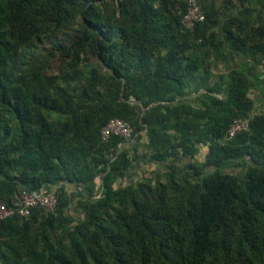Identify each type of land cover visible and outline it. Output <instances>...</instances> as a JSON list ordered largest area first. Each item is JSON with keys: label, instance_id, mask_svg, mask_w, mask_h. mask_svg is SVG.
I'll list each match as a JSON object with an SVG mask.
<instances>
[{"label": "trees", "instance_id": "trees-1", "mask_svg": "<svg viewBox=\"0 0 264 264\" xmlns=\"http://www.w3.org/2000/svg\"><path fill=\"white\" fill-rule=\"evenodd\" d=\"M196 2L205 19L190 31L186 0H0V201L40 188L58 197L53 210L0 221V264H264V114H250L236 68L225 100H206L220 91L210 59L223 42L264 66V0ZM77 19L68 44L32 49ZM112 118L131 142L101 141ZM237 118L247 130L223 141ZM201 147L203 164L178 172L172 162ZM136 163L165 182L115 186ZM66 185L81 194L76 224Z\"/></svg>", "mask_w": 264, "mask_h": 264}, {"label": "rangeland", "instance_id": "rangeland-1", "mask_svg": "<svg viewBox=\"0 0 264 264\" xmlns=\"http://www.w3.org/2000/svg\"><path fill=\"white\" fill-rule=\"evenodd\" d=\"M80 28L79 20L77 19L75 23H73L68 29L62 31L57 34L55 37H50L43 40L41 43L36 42L35 47L32 48L36 51V53L40 56H45V52L49 50L51 44L53 42L56 43H64L68 44L72 37L77 34V30ZM210 32L215 34V41H222L223 38L221 35V31L218 27H213L209 30ZM219 50V51H218ZM219 52V53H218ZM211 85L219 84V93H211L209 98H207V103L214 104L215 102H222L225 100V96H223V90L226 88L225 77L228 71L231 68L240 69L242 73L245 75V83L249 87V92L247 94L248 98L252 101V110L250 112L251 115L256 113L264 114V66L262 64L254 67L252 62L243 56L234 55L227 44L223 42L221 48L217 50H213V55L211 56ZM88 62L96 65L97 61L94 57L89 56ZM58 67V62L53 61L52 66L50 68L51 72H56ZM195 107L201 105L199 101L192 102ZM147 138L144 133H142L140 140L137 142L135 148V156L140 157L147 152L145 148ZM207 151V147H201L198 153L194 157H180L179 159H175L172 164L175 166L178 172L185 171L186 167L189 164H195L199 166L203 164L205 160V154ZM132 154V153H131ZM158 167L154 164H144V163H136L134 164V168L129 169L125 173L124 178H120L115 182V186L121 185L124 186L129 180L133 182L142 181L145 178H155L154 171L157 170ZM229 172H234L238 176H241L243 173L242 168H226ZM162 173V171L160 172ZM165 182V177L161 174L160 177L155 178L154 181ZM99 183V180H98ZM56 188V187H54ZM54 190V189H53ZM65 191L69 196V204L65 208V214L68 218L71 219L73 224L80 222L83 219V213L78 207V201H80L81 194L75 186H65Z\"/></svg>", "mask_w": 264, "mask_h": 264}, {"label": "built area", "instance_id": "built-area-1", "mask_svg": "<svg viewBox=\"0 0 264 264\" xmlns=\"http://www.w3.org/2000/svg\"><path fill=\"white\" fill-rule=\"evenodd\" d=\"M187 9L184 13L181 23L184 28L192 31L197 23L203 22L205 17L201 12L196 0H186ZM247 122L244 119L237 118L230 124L223 141L227 142L234 138L238 133L247 130ZM132 128L124 120L112 118L101 128L100 137L102 142H107L112 136L122 137L125 143L131 142ZM107 159L112 160L113 155L107 154ZM57 195L54 191H48L40 188L36 191L22 190L17 196L13 205H8L0 201V221L17 214L27 216L31 209L43 208L53 210L57 204Z\"/></svg>", "mask_w": 264, "mask_h": 264}, {"label": "crops", "instance_id": "crops-1", "mask_svg": "<svg viewBox=\"0 0 264 264\" xmlns=\"http://www.w3.org/2000/svg\"><path fill=\"white\" fill-rule=\"evenodd\" d=\"M69 186H71V185H69Z\"/></svg>", "mask_w": 264, "mask_h": 264}]
</instances>
